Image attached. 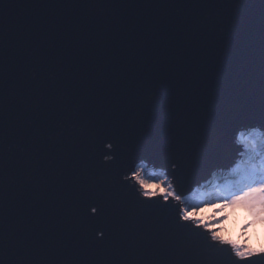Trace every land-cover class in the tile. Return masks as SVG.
Instances as JSON below:
<instances>
[{
  "label": "snow or ice",
  "instance_id": "snow-or-ice-1",
  "mask_svg": "<svg viewBox=\"0 0 264 264\" xmlns=\"http://www.w3.org/2000/svg\"><path fill=\"white\" fill-rule=\"evenodd\" d=\"M253 239L264 0H0V264H264Z\"/></svg>",
  "mask_w": 264,
  "mask_h": 264
},
{
  "label": "clouds",
  "instance_id": "clouds-1",
  "mask_svg": "<svg viewBox=\"0 0 264 264\" xmlns=\"http://www.w3.org/2000/svg\"><path fill=\"white\" fill-rule=\"evenodd\" d=\"M204 212L207 213V212H210V210L204 209ZM252 243L256 245L257 250H264V243H261L260 241L255 240V239H253Z\"/></svg>",
  "mask_w": 264,
  "mask_h": 264
},
{
  "label": "water",
  "instance_id": "water-1",
  "mask_svg": "<svg viewBox=\"0 0 264 264\" xmlns=\"http://www.w3.org/2000/svg\"><path fill=\"white\" fill-rule=\"evenodd\" d=\"M12 5L14 8L22 6V0H12Z\"/></svg>",
  "mask_w": 264,
  "mask_h": 264
},
{
  "label": "rangeland",
  "instance_id": "rangeland-1",
  "mask_svg": "<svg viewBox=\"0 0 264 264\" xmlns=\"http://www.w3.org/2000/svg\"><path fill=\"white\" fill-rule=\"evenodd\" d=\"M205 214H207V215H211L212 213H211V212H207V213H205Z\"/></svg>",
  "mask_w": 264,
  "mask_h": 264
}]
</instances>
